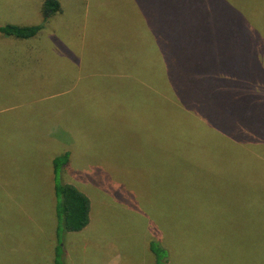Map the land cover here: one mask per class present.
<instances>
[{
	"label": "rangeland",
	"instance_id": "1",
	"mask_svg": "<svg viewBox=\"0 0 264 264\" xmlns=\"http://www.w3.org/2000/svg\"><path fill=\"white\" fill-rule=\"evenodd\" d=\"M60 1L44 22L42 0H0V25L43 24L0 35V264H53L63 153L90 220L62 264H154L151 243L165 264H264V0ZM171 63L231 68L235 141L172 114Z\"/></svg>",
	"mask_w": 264,
	"mask_h": 264
},
{
	"label": "trees",
	"instance_id": "2",
	"mask_svg": "<svg viewBox=\"0 0 264 264\" xmlns=\"http://www.w3.org/2000/svg\"><path fill=\"white\" fill-rule=\"evenodd\" d=\"M43 21L62 12L60 0H42ZM43 24L22 26L5 24L0 25V35L17 40L34 39L43 29ZM245 37V36H244ZM180 66L167 64V77L170 86V96L165 95V100L170 103L172 114L175 110H183L194 118L213 129L218 137L229 142L235 141L232 134L233 112L223 109L220 105L222 99H227L232 94L231 73L229 66L225 71L217 74L213 66ZM233 69V68H232ZM224 81H218V77ZM172 87V89H171ZM69 166V153H63L52 160V184L56 201L55 217L57 244L53 264H62V251L60 237L65 233L82 231L89 224L90 201L74 185L64 183L61 179L63 169ZM151 254L154 264H165L166 251L160 245L151 243Z\"/></svg>",
	"mask_w": 264,
	"mask_h": 264
}]
</instances>
